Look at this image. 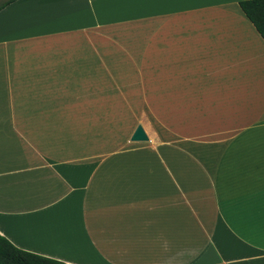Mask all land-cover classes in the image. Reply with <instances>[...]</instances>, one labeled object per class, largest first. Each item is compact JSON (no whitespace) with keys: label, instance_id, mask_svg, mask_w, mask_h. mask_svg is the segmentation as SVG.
Returning a JSON list of instances; mask_svg holds the SVG:
<instances>
[{"label":"crops","instance_id":"0c3cea01","mask_svg":"<svg viewBox=\"0 0 264 264\" xmlns=\"http://www.w3.org/2000/svg\"><path fill=\"white\" fill-rule=\"evenodd\" d=\"M0 234L66 264H264V39L239 0L0 9Z\"/></svg>","mask_w":264,"mask_h":264},{"label":"trees","instance_id":"16d2710c","mask_svg":"<svg viewBox=\"0 0 264 264\" xmlns=\"http://www.w3.org/2000/svg\"><path fill=\"white\" fill-rule=\"evenodd\" d=\"M14 0H0V9ZM239 6L264 39V0H239ZM0 264H66L65 262L21 249L0 234ZM222 264V263H216Z\"/></svg>","mask_w":264,"mask_h":264},{"label":"water","instance_id":"95a60500","mask_svg":"<svg viewBox=\"0 0 264 264\" xmlns=\"http://www.w3.org/2000/svg\"><path fill=\"white\" fill-rule=\"evenodd\" d=\"M147 138L148 136L146 132L144 131L142 126L138 124L131 136V139L132 140H146Z\"/></svg>","mask_w":264,"mask_h":264}]
</instances>
